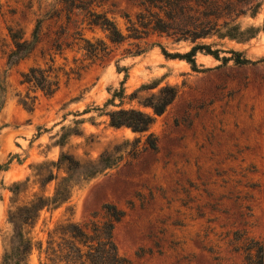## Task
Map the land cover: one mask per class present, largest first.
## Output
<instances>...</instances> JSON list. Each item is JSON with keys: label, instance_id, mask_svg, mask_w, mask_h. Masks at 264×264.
<instances>
[{"label": "rangeland", "instance_id": "374dc122", "mask_svg": "<svg viewBox=\"0 0 264 264\" xmlns=\"http://www.w3.org/2000/svg\"><path fill=\"white\" fill-rule=\"evenodd\" d=\"M93 1L89 9L125 35L126 16L134 21L147 5ZM66 9L63 0H0V164L7 166L0 171V264L12 231L8 210L53 193L55 181L39 186L48 168L65 176L62 164H46L61 154L85 163L104 153L121 160L79 182L68 204L43 210L27 230L33 243L44 248L47 232L68 219L102 222V206L111 204L124 212L113 240L128 264H248L250 241L264 244V6L237 22L242 30L258 28L254 38L198 41L220 50V57L233 50L253 64H221L197 54L199 72L160 50L182 54L190 43L150 33L114 45L87 25L85 12ZM11 33L31 49L14 55ZM9 56L20 57L11 68ZM31 67L52 71L58 81L52 96L21 84ZM165 86L177 95L150 128L156 150L146 135L109 125L111 111L150 113L143 103ZM24 101L33 104L31 111ZM13 183H22L16 197L9 191ZM43 263L36 246L28 264Z\"/></svg>", "mask_w": 264, "mask_h": 264}, {"label": "trees", "instance_id": "16d2710c", "mask_svg": "<svg viewBox=\"0 0 264 264\" xmlns=\"http://www.w3.org/2000/svg\"><path fill=\"white\" fill-rule=\"evenodd\" d=\"M145 8L139 12L135 20L127 19V35L123 34L115 23L105 14L96 13L89 9L93 0H63L67 13L74 10L87 14L86 23L90 27H98L106 33L111 44L119 45L127 39L142 40L149 34H164L172 38L173 43H190V49L182 54H170L160 47L161 53L167 59L186 62L193 72H199L195 61L197 54L210 56L221 64L233 62L236 66L253 64L240 52L229 50V57H220V50H212L210 45L198 43L199 40L217 37L236 42H245L255 37L258 28L249 27L242 30L237 23L243 17H255L264 0H146ZM154 9V11H153ZM34 38V36H33ZM15 47L14 55L28 48L29 43L22 41V37L11 33ZM90 48L93 44L84 41ZM105 46L104 43L100 42ZM106 49V48H105ZM91 49H87L90 51ZM137 54V53H136ZM8 59V66L13 67L20 57L14 61ZM52 71L39 67H31L21 74V84L30 85L34 90L41 91L46 96H52L58 89V81L51 75ZM177 90L172 86L161 88L157 94L148 97L143 107L150 109V113L136 109H120L107 113L109 125L114 129L126 128L135 134L146 135L147 144L156 150V141L149 133L155 118L161 116L174 101ZM35 100V98H33ZM28 110L33 109V104L22 102ZM104 156L107 158L105 159ZM109 157V158H108ZM121 160L108 153L102 154L96 161L81 163L68 154H61L57 163L46 164L48 167L65 166V176L58 178L52 168L39 181L40 187L55 181L53 193L34 195L32 199L20 206L9 209L7 221L12 231L5 242L4 254L1 264H28V258L37 246L44 255L43 264H128V261L118 254L113 240L114 225L118 223L124 212L111 204L102 206L104 220L97 222L91 220L80 225L71 220L58 223L47 232L45 247L42 243H33L28 237V228H33L43 210H56L68 204L72 191L79 182L91 179L100 173L112 169ZM7 166L0 164V171H5ZM72 173L77 175L76 181ZM74 176V175H73ZM22 183H13L9 189L13 197L20 193L16 189ZM248 264H264V244L250 241L247 247Z\"/></svg>", "mask_w": 264, "mask_h": 264}]
</instances>
